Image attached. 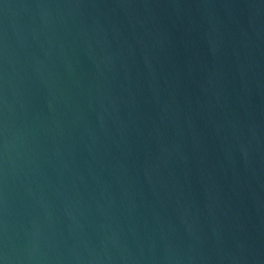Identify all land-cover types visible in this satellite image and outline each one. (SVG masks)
<instances>
[{"label": "water", "instance_id": "water-1", "mask_svg": "<svg viewBox=\"0 0 264 264\" xmlns=\"http://www.w3.org/2000/svg\"><path fill=\"white\" fill-rule=\"evenodd\" d=\"M0 264H264V0H0Z\"/></svg>", "mask_w": 264, "mask_h": 264}]
</instances>
